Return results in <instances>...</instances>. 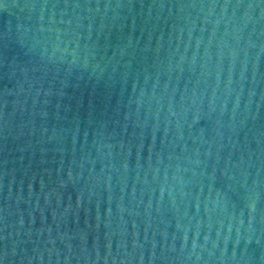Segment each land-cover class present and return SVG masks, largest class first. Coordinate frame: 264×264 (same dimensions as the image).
<instances>
[{"label": "water", "instance_id": "95a60500", "mask_svg": "<svg viewBox=\"0 0 264 264\" xmlns=\"http://www.w3.org/2000/svg\"><path fill=\"white\" fill-rule=\"evenodd\" d=\"M0 264H264V0H0Z\"/></svg>", "mask_w": 264, "mask_h": 264}]
</instances>
